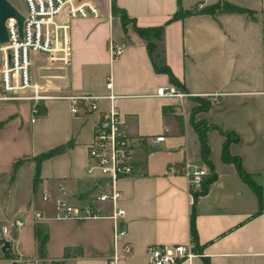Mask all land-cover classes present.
I'll return each mask as SVG.
<instances>
[{"label":"crops","instance_id":"0c3cea01","mask_svg":"<svg viewBox=\"0 0 264 264\" xmlns=\"http://www.w3.org/2000/svg\"><path fill=\"white\" fill-rule=\"evenodd\" d=\"M90 1L99 6L100 14L72 21L70 63L45 54L38 63L32 59L33 81L52 95L42 101L43 113L32 121L31 102L27 107H0V220L5 213L26 221L21 230L13 226V244L5 251L2 245L0 264H13L17 250L30 256L64 257L65 264H107L118 251L120 264H151L148 247L188 243L192 219L201 252L180 264H204L205 259L209 264H264V202L236 162L223 158L225 132H234L238 138L230 142L229 151L261 185L264 200V0ZM220 1L248 11L204 10ZM114 4L133 20L125 25ZM180 7L202 10L174 18ZM135 22L164 26L157 49L180 86L156 68ZM112 43L125 45L120 56L112 57ZM170 85L188 95L157 94L159 87ZM111 91L117 94L115 103L133 139L135 172L119 180L120 204L126 209L122 224L132 253L115 245L111 217L60 218L54 204L63 198L93 203L104 214L113 212L111 201L97 199L107 179L98 170L88 171L92 164L88 145L100 112L74 113L69 98ZM99 103L107 108L111 101L101 98ZM207 103L209 107L202 106ZM25 115L27 125L21 120ZM196 122L209 126L208 160ZM162 133L165 140L152 141ZM58 147L41 160L36 181V156ZM187 161L204 165L208 175H215L205 192L195 191L194 199L183 171ZM172 164L179 170L170 171ZM46 192L52 202L42 199ZM36 200L41 204L36 213L42 217L27 210ZM39 222L48 225L44 245L36 235Z\"/></svg>","mask_w":264,"mask_h":264},{"label":"built area","instance_id":"2783aa9c","mask_svg":"<svg viewBox=\"0 0 264 264\" xmlns=\"http://www.w3.org/2000/svg\"><path fill=\"white\" fill-rule=\"evenodd\" d=\"M26 12L21 35L18 20L14 16L6 19L8 39L0 37V99H28L31 101L33 111L32 121L41 114L40 104L51 97L44 92L42 85L32 79V52L45 54L50 60L70 63L72 56L70 27L72 21L80 17L98 16L99 6L90 0H25ZM16 5V4H15ZM17 6V5H16ZM125 50L122 43H112L110 47L112 57L120 56ZM108 88H112L111 79L107 81ZM158 95H188L176 85L161 86ZM117 94L109 92L106 95L74 94L70 95L71 110L74 113L99 111L95 121L94 137L88 145L89 158L92 164L88 171L98 170L100 175L107 179V187L97 195L101 201H111L113 212L104 214L93 203L81 205L72 203L63 198H56L57 216L60 218L81 217H111L114 220V243L121 244L126 252L132 253V243L126 240L127 228L122 224L126 209L120 204L123 191L119 180L122 177L133 175L135 164L133 157V139L126 132L123 117L115 103ZM108 98L111 103L107 108L100 107V99ZM165 133L151 137L154 142L165 140ZM172 172L178 171V166L169 167ZM183 171L188 175L192 199L197 190L202 189L204 180L209 174L206 166L187 161ZM64 184L60 189L64 190ZM49 193L44 194V199H49ZM37 216L42 213L37 211ZM22 218L11 219L2 225L0 240L4 245L8 240L12 246L13 238L10 237L11 227L21 230L25 225ZM200 253L195 249L193 238L188 243L178 244H152L148 247L147 257L151 264H180L183 261H192ZM13 264H65L64 257L44 258L25 255L16 251L12 255ZM121 255L115 251L107 264H120Z\"/></svg>","mask_w":264,"mask_h":264},{"label":"trees","instance_id":"16d2710c","mask_svg":"<svg viewBox=\"0 0 264 264\" xmlns=\"http://www.w3.org/2000/svg\"><path fill=\"white\" fill-rule=\"evenodd\" d=\"M12 1V0H11ZM13 2V1H12ZM14 3V2H13ZM15 4V3H14ZM114 10H116L117 12H119L121 14L122 20L124 22V24L126 25L128 22L132 21L133 19L128 15V13L119 8L118 6H116L114 4ZM202 9L199 8H193V9H188L185 10L182 7H180L178 9V11L175 13L174 18L177 17H182L187 13H191V12H196V11H200ZM204 10H208L211 12H217V11H248L247 9H245L244 7L235 5L231 2L228 1H220L217 2L215 4L210 5L209 7L205 8ZM251 12V11H250ZM135 28L137 30V32L147 40V44H148V48L152 54L154 63L156 65V68L162 71H165L169 74L170 79L177 85H181L180 81L177 79V77L174 75V73L172 72V70L170 69L169 65L165 62L164 57L161 55V53L158 51L157 49V43H156V39L160 38L163 32V25H157V26H141L138 25L135 22ZM203 107H209L210 103L207 104H202ZM200 108V107H199ZM40 110L41 113H43L44 111V107L43 104H40ZM196 128L199 130L200 132V136H201V143H202V153L203 156L206 160H208L209 157V144L207 141V130L209 128L208 125H204L203 122H196L195 123ZM227 135V138L224 142V147H223V158L225 160L228 161H234L236 162L239 172L241 173V175L243 176V178L245 180H247L252 187L254 188V190L257 192L258 196L260 197L262 203L264 202L263 200V196H262V188L261 185L254 179L253 175L249 172H247L244 167L242 166L241 163V159L238 156L232 155L229 151V144L232 140H235L238 138L237 134L234 132H225ZM61 148H53L48 150L47 152H44L42 154H40L39 156H36L35 160H36V169H35V180L37 181L39 179V174H40V163L41 160L45 157H48L50 155L55 154L56 152H58ZM142 170L144 168H141ZM215 179V175H207L206 179L204 180L203 183V187L202 190L200 192H205L208 187L210 186L211 182ZM199 194V193H198ZM197 195V194H196ZM35 230H36V235L38 237V240L40 241V243L42 245L45 244V242L48 239V225L45 222H39L36 224L35 226ZM191 230H192V238L195 241V249L198 252H201V245L200 243H198V241L196 240V227H195V223L194 220L192 219L191 221ZM204 264H209L208 259L204 260Z\"/></svg>","mask_w":264,"mask_h":264},{"label":"rangeland","instance_id":"374dc122","mask_svg":"<svg viewBox=\"0 0 264 264\" xmlns=\"http://www.w3.org/2000/svg\"><path fill=\"white\" fill-rule=\"evenodd\" d=\"M16 5L17 7L23 12L25 13L26 12V3H25V0H12ZM43 53H40V52H32V59L35 60V63L37 62H40L42 60L41 57H43ZM40 58V59H39ZM0 94H1V91H0ZM29 100H24V99H0V107H6V106H14L15 104H23L25 105V107H27L26 105L29 104ZM30 107H31V103H30ZM39 115H37L36 117H38ZM27 116H22V122L24 123V125H27L29 123V119L31 120L32 117H33V111H32V108L30 110V115H29V119L26 118ZM40 196V194L37 193V196ZM42 199L44 201H50V200H47V199H44L43 195H42ZM52 202V201H50ZM55 204V202H54ZM41 208V204H39L38 200L34 201L33 205H30L29 207H27V210L29 211V214H32V213H36V210H40ZM56 208V207H55ZM57 211V209L55 210ZM2 220H0V229L2 227L3 224L5 223H9V221L11 219H15V217L11 216V217H7V215H2L1 216ZM16 232V229L12 226L11 227V233H10V237L11 238H15L13 233ZM0 250H2V242L0 240ZM23 254H25L24 252H22Z\"/></svg>","mask_w":264,"mask_h":264},{"label":"water","instance_id":"95a60500","mask_svg":"<svg viewBox=\"0 0 264 264\" xmlns=\"http://www.w3.org/2000/svg\"><path fill=\"white\" fill-rule=\"evenodd\" d=\"M10 16H14L18 20V26L20 33H23V24L25 15L24 13L11 1V0H0V37L2 41L8 39V31L6 27V19ZM11 244L8 240H5L3 250L10 248Z\"/></svg>","mask_w":264,"mask_h":264}]
</instances>
